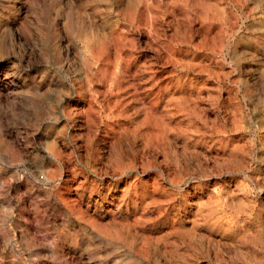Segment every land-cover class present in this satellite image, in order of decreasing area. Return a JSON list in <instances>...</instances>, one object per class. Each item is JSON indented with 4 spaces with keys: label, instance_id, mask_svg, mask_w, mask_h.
I'll use <instances>...</instances> for the list:
<instances>
[{
    "label": "rangeland",
    "instance_id": "rangeland-1",
    "mask_svg": "<svg viewBox=\"0 0 264 264\" xmlns=\"http://www.w3.org/2000/svg\"><path fill=\"white\" fill-rule=\"evenodd\" d=\"M0 264H264V0H0Z\"/></svg>",
    "mask_w": 264,
    "mask_h": 264
}]
</instances>
